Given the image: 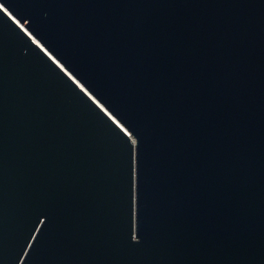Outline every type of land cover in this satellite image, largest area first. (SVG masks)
<instances>
[{"label": "water", "instance_id": "1", "mask_svg": "<svg viewBox=\"0 0 264 264\" xmlns=\"http://www.w3.org/2000/svg\"><path fill=\"white\" fill-rule=\"evenodd\" d=\"M0 264H264V0H0Z\"/></svg>", "mask_w": 264, "mask_h": 264}]
</instances>
